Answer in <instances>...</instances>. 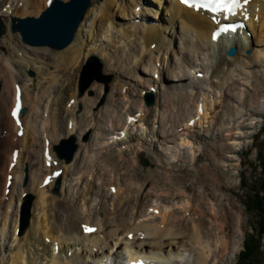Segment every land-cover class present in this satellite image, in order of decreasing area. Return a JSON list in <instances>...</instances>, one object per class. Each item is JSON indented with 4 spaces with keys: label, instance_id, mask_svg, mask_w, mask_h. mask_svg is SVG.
Masks as SVG:
<instances>
[{
    "label": "bare ground",
    "instance_id": "1",
    "mask_svg": "<svg viewBox=\"0 0 264 264\" xmlns=\"http://www.w3.org/2000/svg\"><path fill=\"white\" fill-rule=\"evenodd\" d=\"M60 1L68 4L72 0ZM51 2L52 0H0V3L3 4L2 9L5 10L0 11V23L6 27V33L0 42L5 45L7 51L4 52L5 54H0V82L5 78L7 86L12 84V89L16 95L14 101L11 100V110L8 111L9 99L5 95L4 89L3 93H0V126H2L1 121L4 113L8 111L7 113L10 115L15 110L19 89L23 107L24 109L27 107L29 112L26 109L25 113H21L19 123L8 119L11 128L12 123L16 127V124H22L21 132H19L20 126L17 127V131L14 130L13 132L18 135L21 133L23 136V138L22 136L20 138L14 136L15 141H12V147L9 150H12V157L18 151L16 157L20 159V150L22 149L19 142L22 138V148L28 149L34 155V161L31 162L29 159L22 165L23 167L30 162L25 176L22 169L19 170L21 160L15 162V165L12 164L14 165L13 168L10 166L14 170L18 164V170L9 180L10 187L7 188L9 194L6 197L7 209L2 212L0 217V264H133V262L140 260L147 264L159 263V261H164V264H226L228 257L236 258L243 244L242 239L235 240V234L244 229L243 213H234L236 215L234 216L230 201L223 195L217 197L213 192L208 195L204 194L205 199H197L198 203H196L194 202L195 199L191 200L192 198L189 196L191 187L182 185L178 192L187 201L181 203L175 202V200L169 201L165 194L164 200L161 201L162 196L157 192L155 197L151 196L148 199L150 194L143 188L146 189L149 181L152 185L150 189L160 187L157 180H161V178H155L154 172H149L148 175L142 174L137 166H135V174L132 178L137 188L126 178L123 179V183L104 178L102 186L98 188L96 182V170L98 169L96 166L99 163L96 159H90V161L86 159V154L91 151V147L78 139L80 149L69 160L67 157L58 158L59 151L56 144L61 139L81 131L85 126L87 129H83V133L88 131L91 124L94 126H96L95 123L98 124V122L90 121L91 111L89 108L92 99L88 98V92H83L82 98L79 99L75 86L82 68L89 64V61L92 62L94 56L97 55L101 59L107 60V69L127 72L128 74L126 73L127 75L123 77L125 80H135L133 82L137 83L142 97L147 90V104L153 101L154 93H150L152 87L156 91L159 90V94L162 92L160 89L165 87L170 94L178 95L184 89L179 88L177 84L170 85V83H183L190 80L196 85L195 88L199 89L196 91L198 98L194 99V94L188 95L194 109L190 108L191 110L186 111L189 113L181 116L180 119H182L178 123L176 122L177 125H174L172 132L176 133L180 127L186 132L183 134V138L180 137L176 140L179 142L177 143L178 146L189 148L196 162L206 159L212 164L214 155H208L211 150L214 151L215 155L222 156L224 164L233 163V160L225 153L227 150L228 153L236 152L239 155L243 153V150L237 149V146L234 147L231 143L239 140L235 136L239 134L242 123L238 122L235 128L223 127V130H219L220 133L217 132L216 138L219 135L220 141L221 131L227 133V139H224L225 136L223 135L222 140H226L227 144L222 143V146L227 150L217 147L214 143H211V146L207 143L206 150L199 153L198 140H189L188 130L194 131V128L205 125L210 127L216 120L225 123L222 121H225L226 115L218 114V108L221 107L219 98L222 97L220 91L232 77L231 74L234 69L240 75L248 76L246 80L249 78L253 80L254 78L253 82L259 84L258 75L252 76V70L254 66L264 63V0H249L247 4L243 5L249 15L248 29L243 31V36L233 37V33H229L227 36L223 35L218 41L213 40V34L219 26L213 21L212 14L186 8L176 0H90V6L83 16L74 40L67 47L56 49L50 46H32L24 43L20 32L13 29L14 20L39 19ZM146 4H149V7H146ZM158 12H164L163 16L165 17L161 16L160 13L158 15ZM146 18L152 24L140 23ZM217 19L221 20L222 24L239 18L233 16L225 20L222 15H219ZM248 32L250 36H248ZM180 33L190 37L188 41H185V43L187 42L185 48L192 50L194 54L196 52L205 55L204 53L219 48L218 51H214V53H218L217 56L210 52L208 60H213L210 66L197 64V61L190 58L188 54L184 56L183 50L185 48H181L176 39V34ZM132 45L134 49L127 53L124 59H119L121 55L117 48L124 46L125 49L127 46L132 47ZM232 46L237 47L238 53L234 57H229L226 52ZM179 55H183L185 61L178 62ZM140 68L143 72L140 71ZM180 68L184 69L180 70ZM189 68L191 70L195 68L193 72L196 74L202 73L203 77L206 78L205 83H203L204 86H201V82L194 80L192 76L190 77V73L193 72L190 70L189 72ZM28 69L32 70L33 78L29 77ZM182 70L187 71L180 72ZM72 71L76 75L68 79L67 85L64 83L61 85V87H65L64 94L57 97L55 92L58 90V84L62 78L66 77V74H71ZM150 75H158V79L150 77ZM32 81L33 85L40 88L34 94L31 93L30 83ZM126 81L123 82V85L120 84V95L131 100L130 90L125 89L130 83L128 80ZM191 87L190 85L189 88ZM100 88L95 99V105L100 98L103 85H100ZM212 89H220L221 97H211ZM255 92L262 98V108H264V88L257 89ZM111 94H114V89L110 93V96H113ZM163 96L164 101L162 99L157 100L155 109L144 106L145 102L142 98V105L137 106L140 113L139 123H143L148 116L157 120L155 113L162 110L165 103L171 104V101L167 100L170 95L165 93ZM248 106L250 107L249 113L254 117L256 114H260V111L263 112L258 103H252ZM227 111H231V114L236 117V112L229 109ZM25 114L27 115L23 119ZM78 117L81 119L78 120ZM110 117L113 118V115ZM164 117L168 116L165 115ZM129 118L130 116H128V121H125L123 116L115 118L114 130L118 132L115 134L117 137L126 136L129 142H133L131 131L137 122L136 117L132 121ZM62 128L65 131L64 134L60 133ZM99 130L105 131L101 125L98 128V133ZM2 132L4 133L3 129L0 130L1 134H3ZM7 135L8 133L4 137ZM99 135L94 133L93 145L95 140H98ZM231 135L232 137H229ZM238 136L241 138L242 134ZM7 140L2 141V147ZM139 145L140 143L137 144V146ZM37 146L48 151V158L45 157V163L49 160L52 161V164H48L46 168L47 176L51 179L50 183L48 185L38 184V192L35 188V182L40 177L39 163L42 164L44 161L35 154L34 149ZM3 153L0 149V161ZM176 155H171L175 161ZM105 161L107 166L114 163L111 157H107ZM211 171L212 169H207L203 177H208ZM53 172H58L59 176H53ZM197 173L199 171L194 172V174ZM234 173L237 174L238 172L235 171ZM90 174L92 176L90 179L93 180L88 179ZM69 175H76L77 185L81 181L80 187L84 186L85 197L83 199L79 198L78 192L74 193V190L70 195L67 186ZM24 177H26L25 181ZM28 177L31 178V184L28 182ZM227 182V184L232 185L231 187L234 186L230 180ZM46 187L47 191H52L54 188L55 194L46 197V190H44ZM96 189L99 191L102 189L105 193V199L112 202V210H107L104 205L97 210L99 215L97 212L94 213L89 197L97 191ZM121 189H123L122 194L119 193ZM25 193L28 194L23 200ZM34 197L38 198L36 202ZM155 199L160 200V202ZM181 200L178 199V201ZM78 205L81 208L80 212ZM30 207H33L31 220L28 218ZM139 210L141 211L137 217L134 214ZM148 210L151 212H147ZM133 220L134 223L132 224ZM19 222L22 223V226L20 224L21 231L17 232ZM84 226L96 227L97 230L92 234L86 233ZM30 243L42 250L44 256L40 257L37 252L28 249ZM114 249H121L116 256H112Z\"/></svg>",
    "mask_w": 264,
    "mask_h": 264
},
{
    "label": "rangeland",
    "instance_id": "2",
    "mask_svg": "<svg viewBox=\"0 0 264 264\" xmlns=\"http://www.w3.org/2000/svg\"><path fill=\"white\" fill-rule=\"evenodd\" d=\"M2 7L3 4L0 3V11L1 10L5 11L4 8L2 9ZM159 13L160 12H158V15ZM160 14L161 16H163L165 13L162 12ZM147 19L148 18H146V21ZM140 23L146 24L145 21H142ZM176 39L177 42L180 44L181 48L183 47L185 48L187 45L186 44L187 42L185 43V41H188L190 37L180 33V34H176ZM124 46L117 48L118 50H120V55H121L119 56V59L120 58L124 59L127 53H130L132 49H134L133 45L132 47L127 46L125 49ZM218 50L219 48L217 47L216 49H213L210 52L211 53L213 52V54L217 56L218 53H214V51H218ZM53 51L57 52L58 50H53ZM4 52H7L5 45L2 44V42H0V54H5ZM210 52L204 53L205 55L203 54L200 55L196 52L194 54L192 50H189L188 48H185L183 50L184 56H187L188 54L190 58L197 61V64L201 66L205 65L206 67L210 66L211 63L213 62V60H208V57L210 56ZM184 56L179 55V57L177 58L178 62H183V60L185 61ZM181 59L182 61H180ZM89 62H90L89 64H86L82 68L80 76L76 79L75 86L77 88V95L79 99L82 98L83 92L84 93L86 91L88 92V98L92 99L91 106L89 108L91 111L90 121L98 122V124L95 123L96 126L91 124L86 133H83L84 131H82L83 129L86 128L85 126V128L81 129V131L79 130L77 133L75 132L72 136L61 139L56 144L57 150L61 149L63 155H68L73 150V148L76 147V152H77L80 149V143L78 139H81L83 144L85 145L87 144L89 147H91L90 148L91 151L86 154L87 156L86 159L88 161H90V159L91 160L96 159L97 162L99 163V165L97 164L96 166L98 169L96 170L97 173L96 182L98 188L102 186L104 178L108 180H112L113 182L119 181L120 183H123L124 182L123 179L126 178L128 179V181L132 182V184L137 188L135 181H133L132 179L135 174L134 171L135 166H137L138 169L140 170V173L142 174L146 173L148 175L149 172H154L155 178H159V177L161 178V180H157L160 187L157 186V188L155 187V189H150L152 188V185L150 184L149 181L147 182L148 185H146V189L143 188L144 191L150 194L148 199L151 196L155 197L154 195L157 192V194L163 197V198L161 197V201L164 200L165 198L164 194H165L169 198L168 199L169 201L175 200V202H180V203L184 202L186 199L181 195V193L178 192V190L181 189L180 187L182 185L191 187L189 196L190 198H192L191 200L195 199L194 202L196 203H198L199 199L201 200L205 199L204 194L208 195L211 192H213L217 197L223 195L228 201H230L232 207V213L234 216H236L235 215L236 213L239 212L243 213L244 229L242 230V232H237L235 234L236 241H239L241 239L243 240L242 249L236 255V258L228 257V260H226V264H239V263L241 264L240 256L241 253L244 251L245 241L248 239V236L250 234H253L254 232L253 228L257 226V220H258V216H257L258 213H256L253 210L254 208H252V203H249V197L250 195L254 194L253 193L254 190L256 191L257 189H264V108H262L263 107L262 98L258 96L255 92V90L257 89L260 90L264 88V84H263L264 63H260L259 65L254 66L252 70L253 72L252 76L255 74L258 75V77L257 76L256 77L258 78L259 84L253 82L254 78L253 80L252 78L246 80L248 76L243 74L240 75V73L233 68L234 70L232 71V74L234 76L231 74L232 77L224 85V88L221 91L220 89H214L215 91L212 89L211 97L213 98L221 97L220 92H222V97L219 98L221 100V107L218 108V114L226 115L225 121H222L225 122L224 124L221 123V121L216 120L215 123L212 124L210 127L208 125H205L204 127L198 126V128L197 127L194 128V131L188 130L189 133L188 139L193 141L198 140L197 147L199 146V153H202L204 152V150H206L207 143L210 144V146L211 143H214L217 147L222 148L223 150H227L222 146V143L227 144L226 140L222 141L223 135L225 136L224 139H227L226 136L227 133L224 132L225 133L224 134L221 131L220 134L221 141H220L219 135L218 138H216L217 132L220 133L219 130L220 129L223 130L224 129L223 127L235 128L237 127L238 122L242 123L241 130L239 131V134H242L241 138H239L238 136L239 134H236L235 137L238 138L239 140H235L234 142L231 143L233 144L234 147L237 146V149L243 150V153L241 155H239L236 152L228 153L229 151L227 150L225 154H227V156L229 155L230 159L233 160V163L231 162L224 164L225 162L222 160V156H217L215 155L214 151L210 150L208 152V155H212V154L214 155V160L213 163L211 164L206 159H202L201 161L196 162L194 160L195 157L193 153L189 151L190 150L189 148L183 147L185 148L183 149L178 146L177 143L179 142H177L176 140L180 139V137L183 138L184 137L183 134L186 133L182 129V127L178 128L179 130H177V132L175 131L176 133L172 132L174 130V125L175 124L177 125V123L182 119V118L180 119V117L185 115L186 113H189L186 111H188L190 108L194 109V105H191L189 100L190 98L188 97V95L194 94L195 95L193 96L194 99L198 98L196 91H198L199 89L195 88L196 85L191 83L190 80L188 82L185 81L186 83L171 82L170 85L177 84L179 85V88L184 89L181 90L180 94L177 93L178 95L170 94L165 89V87L160 89V91H162L161 94H159L160 93L159 90L155 92L150 91V93H154L152 99L153 101L152 104L150 105L149 103L151 101L148 104L146 103V98L148 96V94H146L147 90H145V94L142 97L141 95L142 93L140 94V88L137 86L136 82H133L135 80L130 81V79H126L130 84H128L125 87V89L128 88L130 90L131 100H129L128 98L125 99L120 95V91H119L120 90L119 88L121 87L120 84L123 85V82H127L123 77L128 74L127 72H123V71L120 72L117 70L113 71L112 69H107V60L101 59V57L97 55L94 56V60H92V62L91 61ZM27 71H29L28 72L29 77L33 78L34 75L32 70L28 69ZM140 71L143 72L141 68ZM180 72H184V71L182 70ZM194 74L196 75L195 72L190 73V77L192 76L194 80L201 82V86H204L203 83H205L206 78L204 77L197 79L196 77H194ZM75 75L76 73L72 71L71 74H66L65 75L66 77L62 78V81L60 82V84H58L59 86L57 85L58 90L55 92L56 93L55 95L57 97H61L64 94L65 87L62 86L63 87L62 88L61 85L63 83L64 85H67L68 79H71ZM150 77H154V76L150 75ZM154 78L158 79L157 76ZM30 85H31L32 94L36 93L37 90L40 89L36 85H33V81L30 83ZM100 85H103V90L101 91L100 98L97 101V104L95 105V99L98 96V93L100 92L101 89ZM190 85L192 86L191 88H189ZM205 85L207 87V84ZM9 86H7L5 82V78L2 82H0V93L2 94L4 89V93L9 99L8 111L11 108V100L14 101L16 96L12 89V84L11 85L9 84ZM212 88H216V87H212ZM113 89H114V94H111L113 96H110V93L112 92ZM242 92H243V96H242ZM165 93H168L170 95L167 97V100H170L171 104L165 103V106L166 105L168 106L162 107V110L157 111L155 113L157 114V120H154L152 116H148L143 123H139L138 118L140 113L137 110V106L139 107L140 105H142L141 104L142 98L144 99L145 102L144 106L146 107L150 106L151 108L155 109L157 100L162 99L164 101L163 94ZM252 103H258L260 109L263 111L262 113L260 111V114L259 113L256 114L255 117L249 113L250 107L248 105ZM25 108L28 110L27 107ZM228 109L232 110L233 112H236L237 113L236 117H234L231 114V111L228 112L227 111ZM8 111L4 113V117L1 121L2 126H0V130L3 129L4 131V133L2 132L3 134L0 133V149L2 152H4L2 154V158L0 161V217L2 215V212L7 209L8 201L6 200L7 195L5 192L7 191V184L10 180V176H14L16 174V171L18 170V164L14 170H12L10 166L13 163L21 160L19 170L21 168L22 173L25 176L27 171V166L30 162H28L26 165L22 167L23 163L29 159L31 160V162L34 161L33 153L28 149L22 148V138H23L22 134L20 133V135H18L13 132L14 130L17 131L18 126H20L19 132H21L22 124H19L16 127L14 123H12V128H11V126L8 123L9 122L8 119H11L10 115L7 113ZM26 115L27 114L23 115V119L26 117ZM111 115H113V118L110 117ZM162 115L163 117H161ZM165 115H167L168 117H164ZM176 115L177 117H174ZM118 116H123L125 118V121H128V116L136 117V122H137L136 126L132 128L133 132L131 131V133H133V142H129L126 136L122 137L119 134L120 136L117 137V135H115L118 132L114 130L115 129L114 120ZM237 116L238 117L241 116L242 118L241 117L238 118ZM80 119L81 118L78 117V120ZM222 124L223 126H221ZM100 125L105 129V131L102 132L101 130H99L98 133V128L100 127ZM9 131L11 135L10 138H9ZM7 133L8 135L4 137V135H6ZM60 133L61 134L65 133L63 128L60 129ZM94 133L95 135L96 133L97 135L99 134L100 135L99 137H97L98 140L97 141L95 140L93 145L92 137L94 136ZM14 136L18 138L22 136L21 141L19 142L20 143L19 146L22 149L20 150V154H21L20 159L19 157L18 159L16 157L18 151H16L12 157L11 155L12 150H9L12 147L11 146L12 141L13 140L15 141ZM229 137H232V135ZM5 139L8 140L5 142V144L2 147L1 145L2 141ZM96 142L98 143L95 144ZM128 143H132V144L128 145ZM138 143H140L139 146H137ZM65 145H67L66 148ZM34 150L37 157L44 161V163L42 164L39 163V167L41 169L40 177L35 182V188L38 192L37 189L38 184H44V181L48 179L47 169H46V166L48 164L45 163V156H44L45 148H40L39 146H37ZM53 151H54V146H53ZM54 154L56 155L55 152ZM174 154H177L176 155L177 159L175 158L176 161L172 157ZM107 157H111L114 160L113 165L107 166V163L105 161ZM240 163L241 165H239ZM207 169H212L211 174L208 177H203ZM142 170L144 171L142 172ZM195 171H199V173L194 174ZM235 171H237L238 173L235 174L234 173ZM69 176L70 177L68 179L67 186L69 187L70 195L72 190H74V193L78 192L77 196L83 199L85 195L83 193L84 186L82 188L80 187L81 181H79V184L77 185V182L75 181L77 176L76 175L74 176L69 175ZM91 177L92 176L90 174L88 176V179L93 180L90 179ZM28 180H29L28 182H30L31 184L32 181L30 177H28ZM227 180H230L234 186L231 187L232 186L231 184H227L228 183ZM161 187L163 190L161 189ZM107 188L105 189L107 190ZM44 190H46L45 192L46 197L51 194H55L53 192L54 188L52 189V191H47V187ZM204 190L205 193H203ZM11 191H12V187H11ZM98 191L99 190L94 192V194L89 197V202L90 204H92V209L94 213L97 212V214L99 215L97 210L100 209V207H103L105 205L107 210H112L113 208L111 207L112 202H108V200L105 199V193L102 191V189L99 191L100 193ZM112 192H110V195H112ZM119 193L122 194L123 189H121ZM27 194L28 193H25V195L23 196V200ZM113 194H115V192H113ZM37 199L38 198H35V202ZM178 199L179 200L182 199V200L178 201ZM155 200L160 202V200L158 199ZM225 203H227V201H225ZM78 207L80 212L81 211L80 205H78ZM28 210H29L28 218L29 220H31L33 218L32 216L33 207H30ZM140 211L141 210L137 211L134 215L138 217ZM178 211L181 212L180 210ZM147 212L150 213L151 211L148 210ZM20 216H21V212H20ZM14 217L16 218V216ZM19 220H21V217H19ZM131 223L133 224L134 220ZM20 224L22 226V223L19 222L17 232L21 231ZM261 245H262V250L264 251V238L261 240ZM28 249H32L33 252H37L40 257L44 256V252L42 250H39L38 247L32 243H30ZM120 250L116 249L114 251V254L112 253V256L118 255Z\"/></svg>",
    "mask_w": 264,
    "mask_h": 264
},
{
    "label": "water",
    "instance_id": "3",
    "mask_svg": "<svg viewBox=\"0 0 264 264\" xmlns=\"http://www.w3.org/2000/svg\"><path fill=\"white\" fill-rule=\"evenodd\" d=\"M89 6L90 0H72L68 4L55 0L41 18L14 20L13 29L20 32L22 40L26 44L63 49L73 42L77 29ZM5 33L6 27L0 23V41ZM237 53V49L232 47L228 51V56L234 57ZM149 104L151 105L152 102ZM25 112L26 110L23 111V113ZM58 151L60 157H67L71 160L76 153V147L68 155H63L61 149Z\"/></svg>",
    "mask_w": 264,
    "mask_h": 264
},
{
    "label": "snow or ice",
    "instance_id": "4",
    "mask_svg": "<svg viewBox=\"0 0 264 264\" xmlns=\"http://www.w3.org/2000/svg\"><path fill=\"white\" fill-rule=\"evenodd\" d=\"M181 2L197 11L205 10L212 14L213 21L219 26L218 31L213 34V39L215 40L221 33H226L229 30H235V28L229 24H221L217 17L219 15H223L224 19L227 20L229 17L235 16L237 10L242 8L244 4H247L249 0H181ZM17 99L19 101V95ZM19 107L20 105L18 103L17 109L13 112L14 116L19 111ZM53 176H59V173H54ZM84 230L86 232L95 231V229L88 226H84ZM133 264H143V262H133Z\"/></svg>",
    "mask_w": 264,
    "mask_h": 264
},
{
    "label": "trees",
    "instance_id": "5",
    "mask_svg": "<svg viewBox=\"0 0 264 264\" xmlns=\"http://www.w3.org/2000/svg\"><path fill=\"white\" fill-rule=\"evenodd\" d=\"M250 195L249 203L253 210L258 213L257 226L253 228V234L248 236L241 253V264H264V251L261 240L264 238V189H257ZM240 264V263H239Z\"/></svg>",
    "mask_w": 264,
    "mask_h": 264
}]
</instances>
